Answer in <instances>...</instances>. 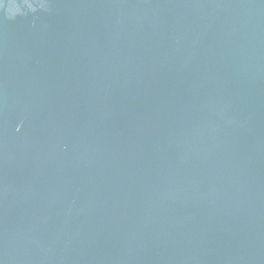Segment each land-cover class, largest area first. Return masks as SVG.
<instances>
[{
	"label": "water",
	"instance_id": "1",
	"mask_svg": "<svg viewBox=\"0 0 264 264\" xmlns=\"http://www.w3.org/2000/svg\"><path fill=\"white\" fill-rule=\"evenodd\" d=\"M0 264H264V0H0Z\"/></svg>",
	"mask_w": 264,
	"mask_h": 264
}]
</instances>
